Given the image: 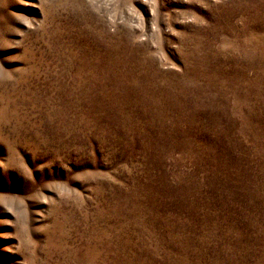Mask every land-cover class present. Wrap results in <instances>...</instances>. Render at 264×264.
Listing matches in <instances>:
<instances>
[{"label":"rangeland","instance_id":"1","mask_svg":"<svg viewBox=\"0 0 264 264\" xmlns=\"http://www.w3.org/2000/svg\"><path fill=\"white\" fill-rule=\"evenodd\" d=\"M0 264H264V0H0Z\"/></svg>","mask_w":264,"mask_h":264}]
</instances>
